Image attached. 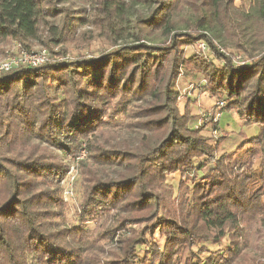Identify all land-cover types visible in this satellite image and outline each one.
I'll return each instance as SVG.
<instances>
[{"label":"trees","instance_id":"16d2710c","mask_svg":"<svg viewBox=\"0 0 264 264\" xmlns=\"http://www.w3.org/2000/svg\"><path fill=\"white\" fill-rule=\"evenodd\" d=\"M74 1H97L113 51L0 73V264H99L103 248L84 226L100 216L99 235L128 233L118 229L105 264H240L245 234L264 224V0H0V45L65 57L60 29L81 20L62 8ZM225 48L261 56L237 66ZM180 75L224 102L214 132L223 112L240 130L214 141L179 114ZM82 146V221L68 230L57 182ZM187 182L179 208L163 213Z\"/></svg>","mask_w":264,"mask_h":264},{"label":"rangeland","instance_id":"374dc122","mask_svg":"<svg viewBox=\"0 0 264 264\" xmlns=\"http://www.w3.org/2000/svg\"><path fill=\"white\" fill-rule=\"evenodd\" d=\"M97 1H91L90 3H86V1H74L70 6H64L62 8L64 14H71L70 12H66V10H74L75 12H79V14L74 15L76 18H79L81 21L79 22H72V26H68L69 29L64 25L60 31H64V38L65 42L63 44L62 49L66 51V56L62 57L56 55H52L50 53V59L60 60V59H67V60H77L82 57L87 58H96L104 55L108 52L113 51L114 47L110 44L105 37V34L101 27H104L101 19L98 18L99 12L94 9L93 6ZM73 18V17H71ZM67 19V17H66ZM66 19L64 22H66ZM72 20V19H71ZM68 21V20H67ZM69 24V23H68ZM62 26V25H61ZM46 30L42 31L45 32ZM43 36H47L42 34ZM2 49V54L0 55V62L4 60L7 56H18L20 52L25 51L21 49L20 46L13 42H5L4 44L0 45ZM47 48V52L52 50L53 52L59 51L58 47L54 46H40L36 43H32L31 51L37 52L40 49ZM196 50L202 51L201 44L196 45ZM195 50V51H196ZM224 55L228 56L234 65L242 66L243 64H249L251 61H254L261 55H255L254 59L247 58L242 52L225 48V50L221 51ZM29 53V52H27ZM206 53V52H204ZM187 56L192 54V50L188 49L186 52ZM200 79L191 76L185 77L180 75L175 82V88L179 92V97L175 103V106L179 112V114H187L188 117L193 118L195 125H197L196 129H204V134L212 138V140L220 141L222 136L224 135L223 132L231 131V132H238L240 128L236 123V118L234 115L223 112L220 118V125L219 127L222 131L217 130L214 132V120L217 119L216 114L220 112L221 107L219 108L218 104L220 102H215L214 99L210 98L207 93L200 91L202 82H199ZM41 98V97H40ZM243 131L247 135H251V130L243 128ZM228 146V145H227ZM230 149L231 147H227ZM226 148V150H228ZM223 151V150H221ZM221 151H218L221 153ZM87 157L86 151L82 146V151H79L78 154L74 159L66 161V172L63 177L57 182V186L60 190V198L62 202V218L61 222L65 228L71 230L75 226H80V221H82L81 215L82 211H80V207L82 205L83 199V189H82V174L81 169L79 167L81 161H84ZM258 164V162H256ZM208 169L205 168L203 172ZM229 176L233 177L236 174V169H228L226 171ZM201 175H196V177L201 179ZM182 175L179 172L173 173L168 178V183L172 184L175 188L177 183H181ZM186 179L184 180V182ZM191 184L189 182L185 183L184 185L180 186V190L177 194H179V198L168 197L166 201L163 202L165 204L162 208V212L165 213L166 210H171V212H175L177 208H179L180 200L183 202V196L185 192L191 188ZM257 206L261 208V216L262 213L264 214V195L259 198L257 202ZM102 216L98 217V219L94 222H87L84 226L86 232H95L94 235L96 240L89 239V244H93L96 247L103 248V255L99 257V264L101 262L105 264L106 256L110 254V252L114 251L119 246L118 234L119 230L121 229V233L123 235L128 234L122 227H116L111 230L106 231L102 235H99L97 232L101 231L98 228L103 221L100 219ZM259 218V217H258ZM261 218V217H260ZM250 221V220H249ZM247 222V221H246ZM109 222L105 223L104 226L108 225ZM248 225V223H247ZM130 226H126L129 228ZM140 228V227H139ZM247 231V229H246ZM246 243H243L241 252L243 253V262L240 264H264V224L261 221L253 222L250 226L249 230L245 234ZM122 238V237H121ZM159 248H162V239L160 238L157 241ZM210 249H226L227 242L223 241L218 246H211L207 244ZM200 248L193 247V250L197 253ZM201 256H207V253L201 254Z\"/></svg>","mask_w":264,"mask_h":264},{"label":"built area","instance_id":"2783aa9c","mask_svg":"<svg viewBox=\"0 0 264 264\" xmlns=\"http://www.w3.org/2000/svg\"><path fill=\"white\" fill-rule=\"evenodd\" d=\"M50 62V53L46 49H40L37 52H20L18 56H7L0 62V73L8 72L13 69H17L21 66L26 67H39ZM224 104L221 101L218 106L222 107ZM217 118L220 116L218 112Z\"/></svg>","mask_w":264,"mask_h":264},{"label":"crops","instance_id":"0c3cea01","mask_svg":"<svg viewBox=\"0 0 264 264\" xmlns=\"http://www.w3.org/2000/svg\"><path fill=\"white\" fill-rule=\"evenodd\" d=\"M250 130H251V133H255V131H256L255 129H250Z\"/></svg>","mask_w":264,"mask_h":264}]
</instances>
